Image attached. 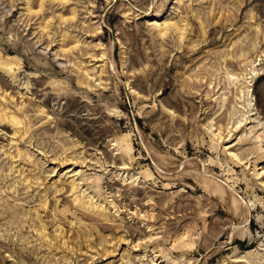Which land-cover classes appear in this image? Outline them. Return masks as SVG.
<instances>
[{"label":"rangeland","instance_id":"374dc122","mask_svg":"<svg viewBox=\"0 0 264 264\" xmlns=\"http://www.w3.org/2000/svg\"><path fill=\"white\" fill-rule=\"evenodd\" d=\"M263 169L264 0H0V264H264Z\"/></svg>","mask_w":264,"mask_h":264},{"label":"bare ground","instance_id":"6f19581e","mask_svg":"<svg viewBox=\"0 0 264 264\" xmlns=\"http://www.w3.org/2000/svg\"><path fill=\"white\" fill-rule=\"evenodd\" d=\"M259 58H260V56H258L257 55V57L254 59V60H251L250 61V64H249V68H247V70H248V72H247V78H251V77H253V76H251L254 72H255V64L256 63H258V60H259ZM257 67V66H256ZM251 76V77H250ZM232 77V79H236L237 77H234V75H232L231 76ZM248 87H249V89H247L246 91H247V94H248V92L250 91V86L248 85ZM243 94H244V90H242V92H241V96H243ZM241 99V102H243V99H242V97L240 98ZM241 107H243V106H241ZM13 119H15L14 117H13ZM17 124H18V122H16ZM241 123V122H240ZM261 140H263V138H261ZM127 147L128 148H130V145L129 144H127ZM236 157V156H235ZM262 173H264V169L262 170ZM235 200V204H237V200H236V198L234 199ZM238 206V205H237ZM185 235L186 234H183L181 237H180V243L184 246H188V245H190V243L191 242H189V241H186V239H184V237H185Z\"/></svg>","mask_w":264,"mask_h":264}]
</instances>
